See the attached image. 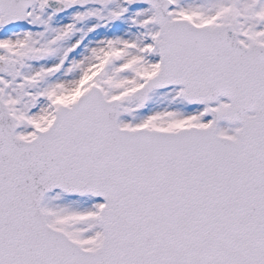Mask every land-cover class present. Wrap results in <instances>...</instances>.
<instances>
[{
    "label": "snow or ice",
    "instance_id": "6c2138e0",
    "mask_svg": "<svg viewBox=\"0 0 264 264\" xmlns=\"http://www.w3.org/2000/svg\"><path fill=\"white\" fill-rule=\"evenodd\" d=\"M0 264H264V0H0Z\"/></svg>",
    "mask_w": 264,
    "mask_h": 264
}]
</instances>
